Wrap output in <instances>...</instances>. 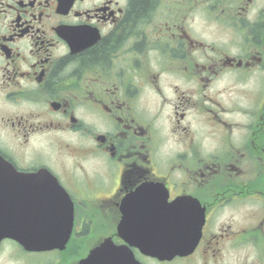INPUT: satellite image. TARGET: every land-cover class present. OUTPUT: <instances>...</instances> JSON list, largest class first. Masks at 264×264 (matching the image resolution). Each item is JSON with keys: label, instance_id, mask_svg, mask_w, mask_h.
I'll use <instances>...</instances> for the list:
<instances>
[{"label": "flooded vegetation", "instance_id": "af4514ba", "mask_svg": "<svg viewBox=\"0 0 264 264\" xmlns=\"http://www.w3.org/2000/svg\"><path fill=\"white\" fill-rule=\"evenodd\" d=\"M132 2L0 0V158L75 215L0 264H264V0Z\"/></svg>", "mask_w": 264, "mask_h": 264}, {"label": "water", "instance_id": "95a60500", "mask_svg": "<svg viewBox=\"0 0 264 264\" xmlns=\"http://www.w3.org/2000/svg\"><path fill=\"white\" fill-rule=\"evenodd\" d=\"M57 188L54 178L20 176L0 160V241L10 237L30 250L63 247L73 217L69 201Z\"/></svg>", "mask_w": 264, "mask_h": 264}, {"label": "trees", "instance_id": "16d2710c", "mask_svg": "<svg viewBox=\"0 0 264 264\" xmlns=\"http://www.w3.org/2000/svg\"><path fill=\"white\" fill-rule=\"evenodd\" d=\"M154 0H133L131 7H130V13L134 17H140L144 16L147 11L153 6ZM107 44H102L100 47L91 50L88 54L87 57H93L97 56L98 54L102 53L105 50V47Z\"/></svg>", "mask_w": 264, "mask_h": 264}, {"label": "rangeland", "instance_id": "374dc122", "mask_svg": "<svg viewBox=\"0 0 264 264\" xmlns=\"http://www.w3.org/2000/svg\"><path fill=\"white\" fill-rule=\"evenodd\" d=\"M191 1H192V0H191ZM193 2H194V0H193ZM203 15H204V14H203ZM200 16H201V14H199V15L197 16V21H200ZM196 25H197V27L202 26L200 23H199V24H196ZM212 30H213V28L210 27V31H212ZM205 35L211 37V35L209 34V30L206 29V28H205Z\"/></svg>", "mask_w": 264, "mask_h": 264}]
</instances>
